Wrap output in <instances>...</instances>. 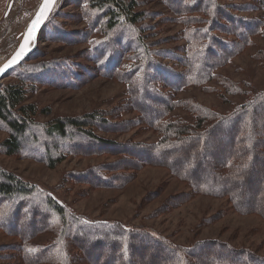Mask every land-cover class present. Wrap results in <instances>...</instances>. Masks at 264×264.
<instances>
[{"label": "rangeland", "instance_id": "1", "mask_svg": "<svg viewBox=\"0 0 264 264\" xmlns=\"http://www.w3.org/2000/svg\"><path fill=\"white\" fill-rule=\"evenodd\" d=\"M86 1L57 0L35 50L19 69L1 79L0 89L22 82L24 104L37 109L32 120L39 127L57 119L98 117L82 127L97 139L86 138L74 149L56 143L60 147L56 153L63 161L50 168L45 151L39 154L40 160L27 157L35 155L32 151L27 156L19 152L7 156L1 144L9 130L0 123V171L47 192L77 216L118 223L163 242L158 247L135 244L132 264H173L174 254L167 255L171 256L168 261L163 250L166 246L185 249L188 264H212L219 246L264 257V113L249 110L231 130H225L220 121L250 102L264 104V0H136L134 11L141 20L128 28L153 60L175 74L189 75L191 48L203 52L207 37L214 39L208 81L176 84L162 80L160 74L154 79L153 89L164 103L155 102L152 108L166 111L154 116V122L133 105L129 93L133 77L130 82L125 78L144 54L127 47L119 52L117 68L106 74L93 57V47L115 32H105L102 26L107 14L88 9ZM40 2L0 0V64L17 48ZM206 29L211 33L204 32V36ZM191 33H196L199 41L191 40ZM216 39L227 46L223 48ZM194 57L197 64L202 62V55ZM62 62L73 65L75 73L68 70L73 79L59 77ZM30 73L32 77H28ZM138 78L134 74V84ZM174 124L186 132L180 136L181 143L170 134L162 136L166 125ZM32 132L34 139L50 149L51 140L40 129ZM68 132L73 134V139L65 138L68 143L83 137L78 136L81 130ZM209 132L214 144L197 176L204 173L210 178L217 171L221 178H229L220 188L227 194L220 196L203 194L191 175L197 154L206 151L204 141ZM240 135L242 140L237 139ZM162 137L172 147L160 161L152 147L162 142ZM188 144L195 147V158L193 150L185 147ZM238 164L245 173L238 170ZM231 195L235 198L230 199ZM23 222L18 220L17 228L0 224V264H52L31 258L55 242L60 225L43 228L40 219L32 225ZM67 249L71 264H95L92 257L101 254L95 248L90 249L91 255L86 254L70 241ZM113 252L117 253L116 249Z\"/></svg>", "mask_w": 264, "mask_h": 264}, {"label": "trees", "instance_id": "2", "mask_svg": "<svg viewBox=\"0 0 264 264\" xmlns=\"http://www.w3.org/2000/svg\"><path fill=\"white\" fill-rule=\"evenodd\" d=\"M206 1L207 0H205V2ZM86 2L88 9L97 12H105L107 14L106 22H104L102 26L105 32H115V34L108 35V39L97 41L93 47L95 53L93 57L99 67L106 71V74L112 72L115 66L117 68L120 57L119 52H124L127 47L132 48L131 51L133 52L144 54L141 59H139L141 63L135 67H131L126 72L127 77L125 78L126 81H128L130 77H133L131 83H133L134 87H132V92L129 91L130 97L132 95L133 105L144 112L143 115L148 118L149 122H154L155 118L153 117L159 116L160 113L164 111L159 109L158 111H154L152 108L155 102L157 104L164 103V101L161 100V96L154 91L152 86L157 75L159 76L160 74L162 80H166L170 83H183L184 85H199L210 79L209 72L212 70L210 62L215 54V51L212 50V46L214 45L213 37H207L205 51L202 52L201 49H198L196 46L193 47V49L191 48L188 55L190 63L188 65L189 75L182 76L180 74H175L172 70L167 69L153 60V58L149 56V53L145 52V48L141 41L137 37H134L132 31L128 28L130 26L133 29L134 25L141 20V15L134 11L137 7L136 0H87ZM199 3L200 2L196 4ZM203 7L205 8V6ZM46 24H48V22H46ZM46 24L44 26H46ZM118 26L120 27L115 30ZM124 26H126L125 29ZM204 32L210 31L208 29L204 30L202 33L203 35ZM52 33L53 32L51 31V34ZM189 38L191 40L199 41V36L196 35V33H191ZM217 42L218 44H223V48L227 46L225 42H221L218 39H216V43ZM195 55H202V62L200 64H197L196 58L194 57ZM62 63L63 64L58 65V70L61 72L59 77L62 80L67 77L73 79V77L68 74V70H72L73 73H75L73 65L69 67L67 64L64 65L66 62ZM17 67L12 69L9 73L19 69V67ZM63 69L67 70V72ZM51 70H54V68H50V71ZM134 74L136 77L139 76L138 83L135 84ZM32 76L31 73L28 75V77ZM25 94V86L22 82L17 85H10L0 89V123L9 130V137L2 142L1 146L5 149V154L7 156L15 155L18 152L22 153L23 156H27L29 155L27 153L32 151L35 155L30 154L27 157L33 156L32 158L40 160L39 154L42 152L44 153L45 151L47 154L46 165L50 168H54L63 161L61 154L56 153V149L57 151H60V147L57 148L55 145L56 143L59 144L60 142H64L66 146L74 149L79 144L84 143L86 138L91 140L97 139L95 136L91 135L90 132L85 133L84 130H82L83 126L85 127L86 124L88 125L91 121L98 119V117L92 115H86L80 119H57L39 127L32 120L33 117L38 114V111L34 106L24 104ZM249 110L263 111L264 113L263 101L250 102L240 110L229 114L227 118H221L220 121H222L224 129L231 130L234 125L237 124L241 116L246 117ZM151 114L153 116L149 117ZM160 120L161 119H159V121ZM229 121H231V125L228 127ZM247 122H250L249 119H247ZM221 127L222 125L217 131L220 130ZM33 129H40L45 138L51 140L52 145L50 149H46L45 143L40 139H34L32 136ZM68 129H71L74 132L81 130V132L78 133V136H83L82 139L80 140L77 137L76 140L74 139L71 143L66 142L65 138L67 137L73 139V134H70ZM162 132V136L170 134L174 139L178 137L177 139L180 143V136L186 134L182 126L177 124L172 126L166 125V128L162 130ZM217 133H220V131ZM211 135V132L207 134V138L204 141L206 151L199 152V155L197 154L198 162H196L191 169V175L194 179V183H192L198 187L203 194L220 196L227 194L226 192H222L220 188H222L224 184H227L229 178H221L217 171L214 172L217 174L218 178L217 176H215L216 178L214 177V172L212 171V174L209 175L211 176L210 178L205 176L204 173L197 176L199 173L198 171H200L198 170L199 166L205 168V158H208L210 155L209 149H211L214 144V140L210 138ZM241 135L239 137L240 139L237 137L238 140H242ZM245 135L247 136V133H245ZM75 137L76 136H74V138ZM196 139H199V135H196ZM171 147L172 144H167L163 138L162 142L152 148L156 150L155 154H157V158L160 161H163V156L168 151H171ZM185 147H190L193 150L192 158H195V147L193 145L190 146L189 144ZM150 149L151 148H148V150ZM176 161L177 159L174 160V162ZM251 162H254V160H251ZM178 163H180V161L177 162V164ZM172 165H175V163H172ZM237 168L239 170L241 164H238ZM240 170L245 173V169ZM173 171L174 174L177 173L176 170L173 169ZM198 178H201V181H199ZM215 181H219V185H215ZM234 198V195L230 196V199ZM234 201L235 200H233V202ZM235 202L237 204V200ZM0 207H3L0 209V224H3L7 228L16 227L15 224L19 227V223H22V221H24L23 223H31L32 225L34 221L37 223L38 219L41 220L40 224L43 228H51L56 224L60 225V232L55 242L40 249L39 253H33L32 256L34 257L31 258L32 261L40 260L52 264H71V261L69 260L70 256L68 255L69 252L67 251L68 241H70V243L75 244L78 249H84L83 251H85L86 254H90L91 248L98 250L101 254L92 257V259H96L94 260L95 264H98V260L102 261V258L105 259L103 264H116L117 262H119V264H132L130 260L131 251L135 244L138 243L144 246L152 243L154 247H158L163 243H161L160 239L152 238L153 236L151 237V235V238H149V234L139 232L138 230L132 231L130 228L123 227V225L118 223L114 224L101 220L90 221L77 216L68 209L66 210L65 207L60 205L47 192L36 186H30L18 178L2 171H0ZM262 213L264 215V212ZM218 248V250H215L214 261L212 260L210 262L212 264H264V257L262 256H255L242 250H232L229 246H219ZM113 249H116L117 253L114 254ZM163 250L166 256L172 255V253L174 254V259L173 257L171 258V256L166 257L168 258V261L171 258L174 262L173 264H188V259H186L187 256H185L183 252L185 249H177L176 247L172 249L166 246ZM191 250L193 249L190 248V251Z\"/></svg>", "mask_w": 264, "mask_h": 264}, {"label": "snow or ice", "instance_id": "3", "mask_svg": "<svg viewBox=\"0 0 264 264\" xmlns=\"http://www.w3.org/2000/svg\"><path fill=\"white\" fill-rule=\"evenodd\" d=\"M54 2L55 0H43V3L41 4L40 9L36 14V18L32 21V24L30 25L28 32L26 33L27 38L20 46V49L16 53V55L6 64L0 66V74L4 73L7 68L11 67L12 64L16 63L19 59H22L23 56L30 50L31 41L35 38V31L47 18V15L51 11V6L54 4Z\"/></svg>", "mask_w": 264, "mask_h": 264}, {"label": "water", "instance_id": "4", "mask_svg": "<svg viewBox=\"0 0 264 264\" xmlns=\"http://www.w3.org/2000/svg\"><path fill=\"white\" fill-rule=\"evenodd\" d=\"M56 2L57 0H55L54 4L51 6V11L48 13L47 15V18L40 24V26L36 29L35 31V38L34 40L31 41V44H30V50L23 56L22 59H19L16 63L12 64L11 67L7 68V70L0 74V80L1 78H3L8 72H10L12 69H14L15 67H17L18 65H20L25 59H27L32 53L33 51L35 50V46H36V43H37V40H38V35L41 31V29L43 28V26L46 24V22L48 21L50 15L52 14L53 12V9L56 5ZM43 3V0H41L39 6H38V9L36 10L35 14L33 15V17L31 18V20L29 21V23L27 24L23 34L21 35L20 37V41L17 45V48L13 51V53L0 65V66H3L4 64H6L9 60H11L15 55L16 53L19 51L20 49V46L24 43L25 39L27 38L26 37V33L28 32V29L30 27V25L32 24V21L36 18V14L37 12L39 11L40 9V6L41 4Z\"/></svg>", "mask_w": 264, "mask_h": 264}, {"label": "crops", "instance_id": "5", "mask_svg": "<svg viewBox=\"0 0 264 264\" xmlns=\"http://www.w3.org/2000/svg\"><path fill=\"white\" fill-rule=\"evenodd\" d=\"M11 1H9V4H10ZM10 15V14H9Z\"/></svg>", "mask_w": 264, "mask_h": 264}, {"label": "bare ground", "instance_id": "6", "mask_svg": "<svg viewBox=\"0 0 264 264\" xmlns=\"http://www.w3.org/2000/svg\"><path fill=\"white\" fill-rule=\"evenodd\" d=\"M1 65V64H0ZM2 79V78H1ZM1 81V80H0Z\"/></svg>", "mask_w": 264, "mask_h": 264}]
</instances>
